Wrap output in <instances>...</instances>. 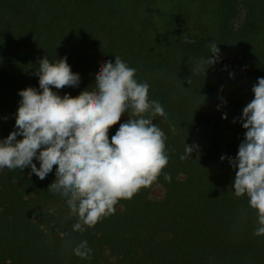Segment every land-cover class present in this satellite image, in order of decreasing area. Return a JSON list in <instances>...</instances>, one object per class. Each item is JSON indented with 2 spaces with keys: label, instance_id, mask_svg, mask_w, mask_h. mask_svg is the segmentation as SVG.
Here are the masks:
<instances>
[{
  "label": "trees",
  "instance_id": "trees-1",
  "mask_svg": "<svg viewBox=\"0 0 264 264\" xmlns=\"http://www.w3.org/2000/svg\"><path fill=\"white\" fill-rule=\"evenodd\" d=\"M211 42L220 59L207 74L195 71L212 55ZM45 56L67 57L80 74L78 87L53 88L61 97L93 90L115 56L136 68L168 113L154 123L167 136L171 181L161 175L81 233L65 198L48 190L58 166L43 180L30 167L2 169L0 264H264L256 213L235 196L236 170L221 160L237 156L243 108L264 78V0H0V140L16 130L18 93L39 90ZM129 118L125 112L109 139ZM186 143L199 146V158L194 151L180 159ZM84 240L91 259L72 251Z\"/></svg>",
  "mask_w": 264,
  "mask_h": 264
},
{
  "label": "clouds",
  "instance_id": "clouds-1",
  "mask_svg": "<svg viewBox=\"0 0 264 264\" xmlns=\"http://www.w3.org/2000/svg\"><path fill=\"white\" fill-rule=\"evenodd\" d=\"M209 47L212 55L202 59L195 71L207 74L220 59L218 45L211 42ZM38 66L39 90L27 87L18 93L22 99L16 130L0 140V170L30 167L43 180L58 166L48 190L65 198L69 215L77 217L73 231L81 233L114 214L120 200L133 198L161 175L171 181L170 174L164 173L169 164L167 136L154 123L156 117L167 121L168 113L158 100L149 98L150 85L136 79V68L115 56L114 63L102 64L93 90L61 97L53 88L78 87L80 74L72 71L67 57L51 62L45 56ZM252 92L254 98L243 108L240 121L245 139L234 159L221 156V160L228 159L236 170L235 196H246L256 213L253 234L264 236V78H258ZM125 112L130 113L129 120L109 139L110 128ZM194 151L199 158V146L186 143L180 159L192 157ZM72 251L81 259L92 258L86 240Z\"/></svg>",
  "mask_w": 264,
  "mask_h": 264
},
{
  "label": "rangeland",
  "instance_id": "rangeland-1",
  "mask_svg": "<svg viewBox=\"0 0 264 264\" xmlns=\"http://www.w3.org/2000/svg\"><path fill=\"white\" fill-rule=\"evenodd\" d=\"M161 194V190L159 187H154L152 190H151V195L152 197H157L158 195ZM145 264H155L154 262L150 261V262H147Z\"/></svg>",
  "mask_w": 264,
  "mask_h": 264
}]
</instances>
